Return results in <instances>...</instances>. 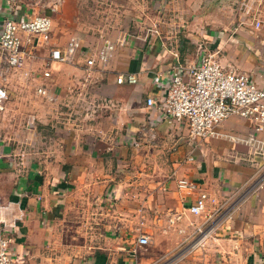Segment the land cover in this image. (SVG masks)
Returning a JSON list of instances; mask_svg holds the SVG:
<instances>
[{
	"label": "crops",
	"instance_id": "obj_1",
	"mask_svg": "<svg viewBox=\"0 0 264 264\" xmlns=\"http://www.w3.org/2000/svg\"><path fill=\"white\" fill-rule=\"evenodd\" d=\"M30 1L0 0V31L8 19L52 20L49 42L26 44L30 58L22 67L7 66L0 55L4 109L19 107L11 99L13 77L33 84L24 88L30 96L19 108L53 111L40 115L49 129L38 132L35 119H27L22 138L14 126L0 123V231L8 228L14 264H214L216 258L240 264L241 256V264H264V179L250 188L264 175V131L231 116L192 142L186 125L158 121L146 106L148 98L162 100L175 70L195 64L202 49H214L225 70L247 72L259 82L264 0H230L237 20L218 15L181 27L149 25L147 32V23L136 22V32L110 41L115 50L107 67L89 76L86 60L107 40L84 43L70 30L79 25L83 5ZM71 40L86 49L68 63L50 62V49ZM121 74L134 75L136 83L118 85ZM180 178L193 187L179 189ZM202 193L208 198L202 214L194 215L189 209ZM239 197L244 199L232 208ZM208 212L216 213L210 221ZM221 215L205 250L194 246L197 227L207 228ZM141 234L149 243L138 248Z\"/></svg>",
	"mask_w": 264,
	"mask_h": 264
},
{
	"label": "built area",
	"instance_id": "obj_2",
	"mask_svg": "<svg viewBox=\"0 0 264 264\" xmlns=\"http://www.w3.org/2000/svg\"><path fill=\"white\" fill-rule=\"evenodd\" d=\"M251 1L253 0H248V3ZM255 26L259 27L260 22H255ZM51 31L52 20L47 15H35L20 21L8 19L0 31V55L7 66L20 68L25 60L30 58L25 50L26 44L34 46L32 44L34 40L37 43H48ZM24 34L27 36L26 41L23 39ZM81 50L80 43L71 40L64 47H52L49 51V61L68 63ZM114 50V44L107 41L91 55L86 60L87 76L94 70H104L111 62ZM43 75L48 77V71H45ZM116 83L133 85L136 83V78L132 74H121L116 78ZM38 93L49 98L43 88H39ZM7 97V92L0 88V112L4 109ZM146 106L156 111L158 121H163L169 126L186 125L188 138L192 142L206 139L231 116L250 120L254 130L262 132L264 131V75L257 82L247 72L227 71L216 60L214 53L202 49L195 64L180 66L175 70L163 92L162 100L156 103L148 98ZM187 160L192 161L193 158L190 156ZM263 179L264 176L250 188L253 190L260 187ZM177 186L179 189L188 191L193 187L186 178L177 179ZM207 198V194H200L194 205L190 207V212L194 215L202 214ZM241 198L239 197V200L232 204V208L239 205L244 199ZM215 214L208 212L205 215L206 220L210 221L216 216ZM222 217L223 215L214 219L207 228L198 226L197 238L193 245L200 246L201 242L211 234V227ZM8 235L7 227L0 231V264H14L10 254ZM135 243L136 247H143L149 243V239L141 234L137 236ZM136 247L131 250L133 254Z\"/></svg>",
	"mask_w": 264,
	"mask_h": 264
},
{
	"label": "rangeland",
	"instance_id": "obj_3",
	"mask_svg": "<svg viewBox=\"0 0 264 264\" xmlns=\"http://www.w3.org/2000/svg\"><path fill=\"white\" fill-rule=\"evenodd\" d=\"M42 1L46 0H31L30 2L39 6ZM80 4L83 5V10L77 17L79 19V25L69 28L72 32H78V36L85 43L88 38H94L103 41H114L119 40V33L128 32V34H133L136 32V22L147 23L144 26V32H147V28L150 26L156 27L158 24H173L176 27H181L180 25L189 24L190 22H196L198 19L204 21L207 19H215L216 16L222 15V18L227 20L232 17L235 10H231L230 0H78ZM156 1V3H155ZM241 1V0H239ZM159 7L161 9L156 8ZM224 16V17H223ZM180 17V18H177ZM220 18V17H219ZM237 18L232 17V20ZM127 29V31H126ZM81 49H86L82 48ZM210 48V51L212 52ZM214 52V51H213ZM212 52V53H213ZM81 53V52H80ZM43 64L39 68L43 72ZM12 89L14 91L12 95V100L17 101L19 107L21 103L29 100V94L24 93L23 90L26 85H31L29 81L20 80L18 78H11ZM33 85V84H32ZM31 85V86H32ZM33 102L37 103L36 97L32 99ZM19 107L14 109L7 108L4 109L3 113L0 115V123L10 125L8 127L14 126L17 129L18 135L22 138V132L26 130V120L29 118L35 119V125L39 132L42 128H50V126H43V121L46 118L40 115H45L44 117L50 115L51 113L40 110H23ZM34 115V117H33ZM37 115L40 118H37ZM52 115V114H51ZM42 121V123H41ZM35 125L33 130L36 129ZM38 125V126H37ZM36 132V130H35ZM264 176V175H263ZM212 235H208L200 246V250L204 251L207 246V241L211 239ZM213 258V257H212ZM244 257H240L239 262L245 260ZM214 264H223L218 258L214 261Z\"/></svg>",
	"mask_w": 264,
	"mask_h": 264
}]
</instances>
